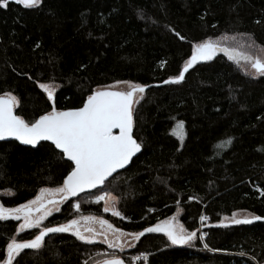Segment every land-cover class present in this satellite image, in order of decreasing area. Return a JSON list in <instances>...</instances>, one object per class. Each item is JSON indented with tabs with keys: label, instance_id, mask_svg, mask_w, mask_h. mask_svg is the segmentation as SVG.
Returning <instances> with one entry per match:
<instances>
[{
	"label": "trees",
	"instance_id": "16d2710c",
	"mask_svg": "<svg viewBox=\"0 0 264 264\" xmlns=\"http://www.w3.org/2000/svg\"><path fill=\"white\" fill-rule=\"evenodd\" d=\"M226 34L249 35L264 47V0H42L36 8L10 0L0 8V95H15L25 119L51 111L41 83L56 85L58 110L79 108L117 81L147 86L133 109L141 153L102 188L60 203L43 227L92 214L139 233L179 212L185 229L197 233L194 242L172 245L163 232L144 233L127 253L148 254L147 264H264V222L220 224L239 210L264 217V76L218 53L184 81L165 83L195 44ZM179 120L183 142L172 134ZM227 138L231 145L217 148ZM70 165L49 141H0L1 204L16 207L61 186ZM101 192L116 199L121 215L93 200ZM201 214L210 221L203 239ZM19 223L0 220V264L12 239L41 231L18 233ZM108 248L72 232L49 233L42 249H24L13 264H89Z\"/></svg>",
	"mask_w": 264,
	"mask_h": 264
},
{
	"label": "snow or ice",
	"instance_id": "6c2138e0",
	"mask_svg": "<svg viewBox=\"0 0 264 264\" xmlns=\"http://www.w3.org/2000/svg\"><path fill=\"white\" fill-rule=\"evenodd\" d=\"M16 3L23 4L28 8H36L42 4V0H15ZM10 0H0V8L7 9ZM176 35L184 40L185 37L179 33ZM255 41H252V45ZM217 50L228 54V58L235 60L236 63L240 59L250 63L252 69L255 70L253 75L264 76V60L255 55H246L243 53H235V49L221 47L211 40L194 46L192 55L184 63L182 71L177 76L170 77L165 83H180L185 79V73L189 71L199 61L212 60ZM117 84H126L128 91L100 89L88 95L87 100L82 107L58 110L55 106V98L52 88L48 84L41 83L39 87L47 92L49 100L52 101L51 111L40 115L34 120H27L22 115H18L16 109L19 107L18 98L11 92L0 95V140L8 137H14L25 145H37L41 141H51L56 149L61 150L62 156H66L71 162L70 171L67 173L63 184L54 189L42 188L40 194L33 200H29L26 204H21L16 208H7L0 204V220L13 218L20 220L23 218L20 230L38 227L40 221L52 214V208L45 206L51 204L56 211H59L58 201L48 199V196L60 194L61 201L67 200L69 197L77 196L78 193L84 192L86 189L96 188L103 185L106 178L111 176L117 169L125 168L132 158L141 151V143L133 135L134 115L133 106L138 103L134 100L137 93H144L146 85L133 84L128 81H117ZM185 122L179 120L172 134L177 136L183 142L187 133L184 130ZM118 129V132L114 130ZM232 138L221 141L217 148L230 146ZM105 195H108L105 193ZM105 196L100 195L96 200H104ZM36 206L37 212L42 211L38 218L33 217V207ZM79 210L80 204L75 205ZM105 211H109L105 207ZM113 215H121L117 211H113ZM82 220L91 221L94 217H81ZM205 217H201V220ZM253 220H264V217L253 216L252 219H233V224H248ZM106 224L107 229L111 230L114 235L122 236L123 233L118 228H113L107 221H100ZM79 221L77 219L69 220L65 224L57 226H45L34 236V239L23 240L18 242L12 239L7 244V256L2 264H13L15 258L20 255L24 249L40 250L44 247V238L49 233H65L72 232L78 239L86 243H92L94 237L85 235L81 231ZM89 233L93 232L92 228H88ZM163 232L167 236L172 245H188L197 238L195 231H187L183 226L177 227L171 221H162L159 224L148 227L143 232L132 233L135 239L143 236L144 233ZM206 235V234H205ZM203 238V237H201ZM107 242V241H106ZM110 247H120L122 245L109 242ZM207 247V245H205ZM146 259V256L144 257ZM140 259V257H136ZM20 264V261H16ZM87 264V261H85ZM99 264V262H98ZM102 264H125L124 260L113 255L112 258L105 259Z\"/></svg>",
	"mask_w": 264,
	"mask_h": 264
},
{
	"label": "rangeland",
	"instance_id": "374dc122",
	"mask_svg": "<svg viewBox=\"0 0 264 264\" xmlns=\"http://www.w3.org/2000/svg\"><path fill=\"white\" fill-rule=\"evenodd\" d=\"M208 40H211L213 43L219 44L221 47H227L230 50L231 49H235L236 51L233 54L243 53V54H246V55H255V56H258L259 58H261L262 60H264V47L258 45L257 43L252 45L253 39L249 35H244V34H226V35H223V36H220V37H217V38H211V39H208ZM208 40H206V41H208ZM201 43H203V42H201ZM198 44H200V43H198ZM195 45H197V44H195ZM218 53L226 54L225 52L217 50L216 54H218ZM226 55L228 56V54H226ZM232 61L235 62V60H232ZM236 64L239 65L246 73H248V74H250L252 76H259V75H253L252 74V73L255 72V70L251 68L249 62L243 60L242 58L240 59V62L236 63ZM48 85L52 88L53 94H54L55 91H56V85H54V84H48ZM107 87L112 88V89H116V90H121V91H128L129 90L128 85L123 84V83H121V84L113 83V84H111V85H109ZM141 97H142V94L141 93H137L134 96V100L139 101L141 99ZM136 104L137 103L134 104V107H135ZM134 107H133V109H134ZM45 188L46 189H54V188H49V187H45ZM39 194H40V192L38 193V195ZM45 195L47 196V198H53V197L60 196V194H56L55 196H48V194H45ZM100 195H104L105 196L104 201H106L108 203L109 211L112 214H113V211H117L118 212V209H117L118 208V204L116 205L117 201L111 195L108 196V195H105L104 192L103 193L101 192L99 194H96L93 197V200L96 202L97 201L96 197L100 196ZM33 199H35V198H33ZM33 199H31V200H33ZM27 202H25L23 204H26ZM0 204H1V202H0ZM16 207H18V206H16ZM16 207H7V208H16ZM47 207L53 209L52 213L57 212L55 210V208L51 204L48 205ZM58 207L60 209V207H61L60 203H58ZM42 211L43 210H41L37 214H33V217L34 218H38L42 214ZM87 216L94 217L95 219H93L91 221H85V220L81 219V217H87ZM252 216H253L252 213H250L249 211L239 210V211L233 212L229 216H224L223 220L224 221H228V222L229 221L232 222V220L234 218L235 219H242V218H250ZM178 217H179V212L176 213L175 215H173L172 217H170L168 219H165V220H162V221H171L177 227L183 226V224L180 222ZM47 218L41 220L40 224H39V226L37 228H40L42 230L43 229L42 223ZM73 219H77L79 221V225L78 226L80 227V229L83 232V234L91 235V236L94 237L93 242L100 241V242L106 243L107 245H109V242H112L114 244H119V245L123 246L122 250H121L120 247H115V246L110 247L109 246L110 248H108L106 251H103L100 254H98L97 256H95L94 259L89 264H98V262L100 263V262H102L105 259L112 258L113 255L118 256L120 258L121 256L124 255V253H127V251L130 250L134 246V244L136 243V239L131 235L133 232L124 231L122 229H120V230L123 233V235L119 236V239H117V236L114 235L111 230L107 229V225L106 224H101L100 223V221H107L106 219H104L102 217H99V216H96V215H92V214H78ZM19 221H20V223H19V226H20L21 224H23V218H21ZM162 221H160V222H162ZM107 222H108V224H111L113 226V228H117L112 223H110L109 221H107ZM159 223H157V224H159ZM88 228H92L93 232L89 233L87 231ZM183 228L185 229L184 226H183ZM28 229H32V228H27V229H24V230H20V227H18V233H21V232H23L25 230H28ZM194 241L195 240L191 241L190 243H192ZM129 255H131V254L129 253ZM144 257L141 258L142 262H145V258Z\"/></svg>",
	"mask_w": 264,
	"mask_h": 264
},
{
	"label": "water",
	"instance_id": "95a60500",
	"mask_svg": "<svg viewBox=\"0 0 264 264\" xmlns=\"http://www.w3.org/2000/svg\"><path fill=\"white\" fill-rule=\"evenodd\" d=\"M108 89V90H116V89H112V88H109V87H102V88H99V89H97V90H100V89ZM97 90H95V91H97ZM82 107V106H81ZM134 107V106H133ZM72 109H74V108H72ZM65 110H67V109H65ZM16 112H17V109H16ZM114 132H118V129H116V130H114ZM133 135H134V127H133ZM135 137V136H134ZM10 140H16L14 137H8V138H6L5 140H0V141H10ZM16 141H18V140H16ZM19 143H21L22 145H25V144H23L21 141H18ZM42 142V141H41ZM41 142H39V144L41 143ZM49 142H51V141H49ZM52 143V142H51ZM39 144H37V145H35V146H33V145H25V146H30V147H36V146H38ZM53 144V143H52ZM59 150V149H58ZM59 151H61V150H59ZM141 151H142V147H141ZM141 151L139 152V153H137L133 158H132V161L141 153ZM65 158L67 159V157L65 156ZM132 161L128 164V165H126L125 166V168H122V169H117L116 170V172H114L111 176H109L108 178H106V180H105V182L108 180V179H110L112 176H114V175H116L117 173H119V172H121V171H124V170H126L130 165H131V163H132ZM105 184V183H104ZM104 184L103 185H98L96 188H93V189H86L84 192H81V193H78L77 194V196L78 195H81V194H84V193H90V192H93V191H95V190H97V189H99V188H102L103 186H104ZM74 197H76V196H74ZM71 198H73V197H69L68 199H71ZM48 199H55L56 201H58L59 203H62L63 201H65V200H63V201H61V196H58V197H53V198H48ZM48 205H50V204H47V201H45V206L47 207ZM35 208H36V206L35 207H33V214H37L38 212L35 210ZM253 217V216H252ZM252 217H250V218H247V219H252ZM261 217V216H260ZM243 219H245V218H242V219H240V220H243ZM264 222V220H253L252 222ZM221 225H228V224H233L232 222H228V221H225V222H222V223H220ZM208 227V225L207 226H205L204 227V229H206ZM122 259V258H121ZM104 261V260H103ZM102 261V262H103ZM102 262H100L99 264H102ZM125 262V261H124ZM125 264H127L126 262H125Z\"/></svg>",
	"mask_w": 264,
	"mask_h": 264
},
{
	"label": "built area",
	"instance_id": "2783aa9c",
	"mask_svg": "<svg viewBox=\"0 0 264 264\" xmlns=\"http://www.w3.org/2000/svg\"><path fill=\"white\" fill-rule=\"evenodd\" d=\"M205 217V219L201 220V217ZM199 221V232H200V237H205L207 235L204 227L210 224V221L208 219V217H206L205 215L201 214L198 218ZM206 234V235H205ZM202 238V239H203ZM206 250H211L208 247L206 248ZM146 256L145 262L141 261V258ZM136 257H140V259H136ZM148 254L146 253H141V254H137V253H133L131 255H129V253H124L123 256H121L120 258H122L127 264H147L146 260H147Z\"/></svg>",
	"mask_w": 264,
	"mask_h": 264
}]
</instances>
